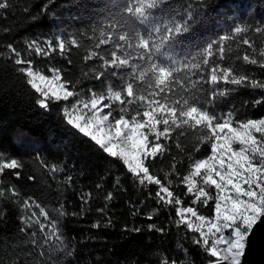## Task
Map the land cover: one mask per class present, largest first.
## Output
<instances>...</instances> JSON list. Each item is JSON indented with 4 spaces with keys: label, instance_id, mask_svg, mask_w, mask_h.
Masks as SVG:
<instances>
[{
    "label": "trees",
    "instance_id": "trees-1",
    "mask_svg": "<svg viewBox=\"0 0 264 264\" xmlns=\"http://www.w3.org/2000/svg\"><path fill=\"white\" fill-rule=\"evenodd\" d=\"M4 2L8 6L0 8V154L6 160H18L23 167L0 173V191L4 192L0 196V264H161L165 258L208 264L213 258L193 243L199 236L185 225L178 227L176 207L159 201V186L147 180L140 185L120 159L109 156L62 115L63 108L71 107L75 100L88 99L90 90L105 95L109 86L122 90L130 69L112 75L116 70L103 67L99 57H85L95 51L111 58L112 44L99 48L96 44L100 31L108 30L107 20L119 14L126 0ZM189 10L195 17L190 21V31L176 38L170 53L180 59L196 56L199 61V53L213 43L216 54L209 66L203 75L197 72L192 76L201 102H208L210 110L219 116L231 113L237 121L264 117V88L250 83H264V68L243 60L247 54L264 61L259 56L264 50V32L255 31L264 29V0H203L202 4L197 0H169L156 19L179 21ZM236 27L247 31L237 35ZM223 35L232 38L221 42L225 48L221 59L214 42ZM245 39L252 48L243 43ZM60 42L65 45L63 52ZM36 46L47 54H37ZM12 48L43 74L51 75L48 70L52 68L60 70L79 96L67 102H51L47 109L41 107L39 94L19 71L25 65L14 62ZM133 63L146 66L144 61ZM212 64L230 67L249 80L242 84L205 83ZM100 73L103 75L98 79ZM184 76V72L179 73L180 78ZM133 82L139 88L146 87ZM177 90L191 94L179 86ZM135 106H128L127 98L126 105L113 103L112 118L121 114V108ZM198 135L186 127L174 129L171 139L160 141L167 151L147 163L150 174L160 178L184 207H195L200 214L212 217L215 201L206 207L193 204L182 183L191 164L211 154L209 143L200 142ZM13 188L18 196L12 195ZM207 190L215 194L214 188ZM25 201L31 206L25 208ZM41 210L48 213V219ZM37 220L47 225L44 231ZM53 227L60 239L50 235Z\"/></svg>",
    "mask_w": 264,
    "mask_h": 264
},
{
    "label": "snow or ice",
    "instance_id": "snow-or-ice-1",
    "mask_svg": "<svg viewBox=\"0 0 264 264\" xmlns=\"http://www.w3.org/2000/svg\"><path fill=\"white\" fill-rule=\"evenodd\" d=\"M168 2L169 0H126L119 14L111 15L106 25L108 30L100 31L96 44V48L112 44L114 50L110 53L111 58L93 51L85 60L99 57L103 61V67L116 70L112 75H118L121 69H130L128 78L122 85V90L109 86L106 95L90 90L88 99L75 100L70 108H63L62 115L68 124L90 137L109 156L120 159L140 185H144L147 180L148 183L159 186L156 193L159 201L176 207L179 217L177 226L185 225L189 231L199 234V238H194L193 243L213 258L208 264H243L250 237L258 226H264V117L237 121L231 113L219 116L210 110L208 102H201L192 76L197 72L203 75L204 68L209 66L212 56L216 54L213 43H209L199 53V61L196 56L184 59L174 57L170 50L176 38L190 31V21L195 17L189 10L182 20L171 19L167 23L157 21L156 15ZM197 3L202 4L203 0H197ZM7 6L4 0H0V8ZM234 31L238 35L246 32L247 28L236 27ZM255 31L260 33L264 29L257 28ZM157 36L159 39H155ZM231 38L223 35L219 41L214 42L221 59H224L225 52L221 42ZM76 43L75 40L72 41L73 45ZM243 43L249 48L253 47L249 40L245 39ZM59 49L64 51L63 42L59 43ZM11 51L16 56L15 64L25 65L19 71L25 75L30 87L39 94L37 103L41 107L47 109L51 102H67L69 98L79 96L71 88L70 82L64 80L60 70L49 69L51 75L34 71L32 61L23 59L15 48ZM34 51L37 54H47L39 46ZM259 56L264 58V50L259 52ZM133 60L144 61L146 66L133 63ZM163 60L168 62H162ZM243 60L264 68V61H258L247 54L243 56ZM181 72L185 73L182 78L179 77ZM102 75L100 73L97 78ZM248 80L247 76L235 74L230 67L212 64L207 68V79L204 82L242 84ZM133 81L146 87L139 88ZM250 83L254 87L264 88V83L260 81ZM189 84L192 85L191 88L188 87ZM177 86L191 94L185 95L184 91L177 90ZM126 98L128 106H136L121 108V114L112 118L110 110L113 103L126 105ZM212 99L214 96L209 97V101ZM185 127L198 132L200 142L209 143L211 154L195 160L182 183L186 186L187 193L192 195L193 204H203L206 207L209 201H215L212 217L200 214L195 207H184L183 201L174 197L173 191L160 178L150 174L147 161L155 160L158 154L167 151L160 142L161 139L169 140L174 129ZM180 135H185V132ZM22 167L18 160H6L0 154V173L5 169L16 170ZM16 175L19 177V172ZM208 188H214L215 194L210 193ZM10 191L13 196L19 195L14 188ZM161 192L166 195L162 196ZM2 195L4 192L0 191V196ZM30 206L27 201L24 202L25 208ZM41 215L49 218L46 211L41 210ZM37 223L41 224V231L47 227L39 220ZM50 235L60 239L55 227ZM161 264H191V261L165 258Z\"/></svg>",
    "mask_w": 264,
    "mask_h": 264
},
{
    "label": "water",
    "instance_id": "water-1",
    "mask_svg": "<svg viewBox=\"0 0 264 264\" xmlns=\"http://www.w3.org/2000/svg\"><path fill=\"white\" fill-rule=\"evenodd\" d=\"M243 264H264V226H258L250 237Z\"/></svg>",
    "mask_w": 264,
    "mask_h": 264
},
{
    "label": "rangeland",
    "instance_id": "rangeland-1",
    "mask_svg": "<svg viewBox=\"0 0 264 264\" xmlns=\"http://www.w3.org/2000/svg\"><path fill=\"white\" fill-rule=\"evenodd\" d=\"M34 71H37V70H35L34 69ZM37 72H39V71H37ZM41 73V72H40ZM70 99V98H69ZM106 103H107V101H105ZM70 108V107H69ZM105 111H109V109H105ZM111 119V118H110ZM76 129V128H75ZM78 130V129H77ZM79 131V130H78ZM81 133V132H80ZM83 134V133H82ZM90 138V137H89ZM238 147V146H237ZM197 180L199 181V178H197ZM166 195V194H165ZM165 195H162V196H165ZM194 219V218H193ZM195 223H199L198 221H194ZM198 236H199V234L198 233H196ZM225 235H227V232L225 233Z\"/></svg>",
    "mask_w": 264,
    "mask_h": 264
}]
</instances>
